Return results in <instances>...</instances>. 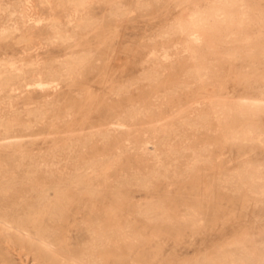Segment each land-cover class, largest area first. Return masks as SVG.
I'll return each mask as SVG.
<instances>
[{"label": "bare ground", "instance_id": "obj_1", "mask_svg": "<svg viewBox=\"0 0 264 264\" xmlns=\"http://www.w3.org/2000/svg\"><path fill=\"white\" fill-rule=\"evenodd\" d=\"M170 2L180 11L144 43L117 52L107 42L124 22ZM263 35L261 0H0V264H16L7 243L28 248L38 264L162 263L165 232L200 230L208 194L180 204L169 192L128 200L130 191L193 173L194 183L215 144L264 147V90L228 96L216 83L222 59L264 55ZM176 70L207 92L176 101L179 84L190 82L168 75ZM243 75L264 84L259 67ZM145 85L151 91H139ZM102 109L106 127L102 114L91 121ZM187 128L217 137L192 145ZM213 180L264 202V160L241 154ZM74 231L86 241H72ZM251 239L233 235L168 264H248Z\"/></svg>", "mask_w": 264, "mask_h": 264}, {"label": "rangeland", "instance_id": "obj_2", "mask_svg": "<svg viewBox=\"0 0 264 264\" xmlns=\"http://www.w3.org/2000/svg\"><path fill=\"white\" fill-rule=\"evenodd\" d=\"M261 3L264 4V0H261ZM107 8L108 7H105L104 5L99 6L97 9L98 14L102 15ZM179 11L180 9L177 8L173 2L168 3L167 6L163 8L153 7L149 10L148 14L145 13V15L139 17L140 19L138 18L136 21L124 22L119 34L116 37L114 36L107 40V42L112 44L117 52L125 50L129 45L133 46L136 43H144L148 40V33L165 25V22ZM261 40L264 43V35ZM238 44L239 43L236 42V45ZM120 56L121 54H117L116 57ZM138 58H140V56L136 55L135 59ZM219 65L221 71L218 72L216 83L219 86L221 84L224 85L222 90L228 96L234 95L238 97H246L263 92L264 84L261 81L255 78L248 79L243 75V71H247L249 68L252 69L259 67L264 70L263 54H257L254 57L244 55L237 60H228L224 58ZM135 70V66L131 64L129 65V68L124 71V74H132ZM116 74L120 75L121 70L119 69ZM168 75H177L180 76V79L182 80H190L188 85L182 83L179 84L178 97L176 96L177 99L175 100L180 103H188L194 95L203 91L204 93L207 92V90H201L200 83H196V81L191 78H186L183 71H172ZM151 89V87L145 85L139 91L148 92L151 91ZM158 91L161 93L164 91L162 85L159 87ZM132 95L134 99L139 98L137 89H133ZM174 103L175 102H171L169 105H164L163 109L169 110ZM102 108L105 107L102 106ZM105 112V109H102L99 112H93L90 115L93 118L91 121H95V117L102 114V117H100L98 122L102 124V127H106L109 122L105 120ZM132 124L133 128H138V123L134 122ZM257 125L264 129V112L261 113ZM186 131L189 137H191L190 144L192 145H195L196 142L199 143L204 139L213 140L217 137V134L207 133L206 131L197 132L194 129L189 128H187ZM118 136L117 142L119 143L121 137ZM189 153L190 152H187L186 154L189 155ZM245 153L251 155L254 159L264 160V147H260L256 150H247L230 144H225L223 146L215 144V146L208 152L211 161L205 164L202 163L197 167L199 178L195 180L194 183L191 181L194 178L193 173L185 179L174 181L171 185H168L169 183L167 180H160L157 183L158 186L148 192L145 190L138 191L137 189H132L130 191L131 198L128 200L132 201L148 194L164 195L166 192L171 194V196L167 198L169 201L180 204L183 202H201L204 201L202 195L208 194L210 196V202L205 203L206 209L208 208L209 211L205 215L206 220L201 225V229L198 231L185 229L182 236L174 231L165 232V237L168 239H166L164 243L162 256H160L163 262H156V264H168L170 260L177 261L181 258L193 257L197 254L204 255L205 253H211L221 241H228L233 235L241 234H248L252 237L251 241H248V245L251 250L256 252L255 255H253V259L248 264H260L255 262V260L259 257L264 258V202L259 201L256 198L245 197L237 193L235 190L229 193L218 183L215 184L213 180L214 175L219 174L225 169L235 167L240 160V155ZM184 160L185 158H181V166L183 165ZM131 161H136V159H131ZM82 191L83 188L81 187L74 188V192L76 193H81ZM197 193L199 196H196L198 195ZM106 202L109 201L104 199L99 205L106 204ZM87 237L88 235L84 231L80 233L74 231L71 239L74 242L81 241V243H83L86 241ZM176 239H179V241L176 242ZM6 245L12 247H10V251L16 264H38V260L34 259L33 252L28 248L8 243ZM14 249L17 250L15 251ZM21 251L23 254L20 253Z\"/></svg>", "mask_w": 264, "mask_h": 264}]
</instances>
